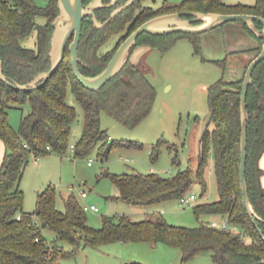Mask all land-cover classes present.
<instances>
[{"label":"trees","instance_id":"trees-1","mask_svg":"<svg viewBox=\"0 0 264 264\" xmlns=\"http://www.w3.org/2000/svg\"><path fill=\"white\" fill-rule=\"evenodd\" d=\"M91 0L85 1V5ZM127 0L103 6L95 10L99 21L105 22L117 7ZM203 12L227 14H254L264 17V0L254 5H229L223 0H185L178 5L158 9L143 7L141 0L98 28L92 16L83 21V34L79 46V67L85 76L101 73L113 55H100L99 49L113 36L123 34L122 42L146 21L172 12ZM58 0L39 6L35 0H0V59L3 61L6 81L0 79V141L10 149L0 169V264H61V247L51 246L42 233L49 229L57 240L68 242L73 250L67 256L85 246H102L112 242L165 243L181 250L183 261L202 253H210L217 264H252L264 259V60L253 72L247 104L249 110L247 181L249 196L256 213L261 217L255 225L248 216L241 191V96L249 63L261 52L264 42L263 28L255 22L258 35L242 23L249 35L258 42L255 57L239 78H220L209 88V111L213 129L202 138V148L196 171L191 168L173 177L156 173L111 175L120 188V199L136 206H149L186 195L195 178L204 191L209 163V149L214 150V174L220 198L212 203L194 206L198 218L202 215H222L229 218V229L211 227L201 223L197 227H181L169 224L161 216L133 221L126 215L106 216L103 226L92 228L87 223L86 211L74 194L65 199V208L56 204L57 191L49 187L40 193L34 213L24 211V193L21 182L31 157L40 158L56 152L65 155L71 148L70 136L77 120L76 108L67 102L70 87L85 111V123L81 137L72 149L77 156H85L99 145L107 157L111 150L122 144L109 141L101 127V112L106 111L124 125L134 128L149 115L156 98L155 86L138 65L129 61L122 71L100 91L85 88L76 78L69 47L60 68L45 85L22 91L12 84H26L42 72L51 69V41L54 21L59 15ZM44 18V23L37 19ZM192 18V16H185ZM225 26V25H222ZM37 33L35 48L23 42ZM188 37L195 54H202L201 34L174 33L166 35L142 34L137 47L168 50L179 37ZM226 69L227 58L216 61ZM14 98L20 102L30 100L31 111L22 118L20 131L16 132L8 122L7 108ZM21 216L19 219L18 217ZM233 227V228H232ZM260 230V231H259Z\"/></svg>","mask_w":264,"mask_h":264},{"label":"rangeland","instance_id":"rangeland-1","mask_svg":"<svg viewBox=\"0 0 264 264\" xmlns=\"http://www.w3.org/2000/svg\"><path fill=\"white\" fill-rule=\"evenodd\" d=\"M35 1L39 6H46L51 0ZM183 1L141 0V4L158 9ZM223 1L229 5L256 3V0ZM37 21L41 24L45 19L39 17ZM129 30L127 27L123 34L111 37L99 49V54L114 53ZM201 35V55L195 54L192 41L185 36L177 38L172 47L164 52L144 46L135 48L133 53L132 50L131 61L139 66L156 89V98L149 115L131 128L102 111L101 127L107 132L109 141L122 143L114 147L107 157L100 152L99 145L85 156H77L69 149L65 155L51 152L38 159L31 157L21 182L24 211L34 213L40 193L53 187L57 191L56 204L60 210H64L65 199L72 194L82 207H98L97 212L86 211L87 223L95 229L103 226L104 217L114 215H126L136 222L161 216L169 224L181 227H197L214 220L229 221L222 215H202L198 218L194 213V206L212 203L220 198L212 148L209 149L205 174L207 189L204 191L195 178L187 194H194L197 199L185 207L180 205L179 198L149 206L131 205L119 198L120 188L111 177L139 172L156 173L168 178L187 168L196 171L203 135L208 129H213L209 88L223 76L229 80L241 77L257 54L253 49L259 44L240 21L227 23ZM36 40L35 32L23 45L35 48ZM224 58H227L226 69L216 62ZM1 98L0 91V105ZM67 102L76 108L78 114L70 136L71 144H75L83 132L85 111L70 87ZM30 111L29 99L20 102L14 98L10 101L7 108L8 122L16 132L20 131L22 118ZM7 151L10 149L0 141V169ZM82 191L87 193L86 198L82 197ZM42 233L52 247L63 248L59 255L61 264H217L210 253L183 261L178 247L150 242L88 245L67 256L73 250L70 243L57 240L55 232L49 229L43 228Z\"/></svg>","mask_w":264,"mask_h":264},{"label":"water","instance_id":"water-1","mask_svg":"<svg viewBox=\"0 0 264 264\" xmlns=\"http://www.w3.org/2000/svg\"><path fill=\"white\" fill-rule=\"evenodd\" d=\"M87 0H58L60 13L54 21L55 30L51 41V69L40 73L32 81L26 84H12L18 90L30 91L39 88L57 72L65 59V53L69 47L72 55V65L76 78L87 89L91 91H100L110 80L118 75L125 67L131 56V51L137 44L138 38L144 34L166 35L174 33L184 34H202L210 30L216 29L222 25L231 22H242L248 25L250 29L257 32L254 23L260 22L264 26V17L254 14H227V13H203V12H172L156 16L132 32L118 47L107 67L95 76H85L79 67V46L83 34V21L86 17L92 16L95 25L98 28L104 27L113 18L128 9L138 0H127L123 5L117 7L111 13L109 19L101 22L95 16V10L103 6L104 0H91L85 6ZM119 0H111L110 5H116ZM185 16H192L186 18ZM264 36V28H263ZM264 60V42L261 52L249 63L245 79L242 87L241 96V191L245 210L252 220L257 225L256 220L261 217L256 213L254 205L249 196V186L247 181V157H248V127H249V110L247 104L249 87L253 81V72ZM0 79L7 80L4 74L3 61L0 59ZM260 231V230H259ZM264 239V234H262ZM252 264H264V259Z\"/></svg>","mask_w":264,"mask_h":264},{"label":"built area","instance_id":"built-area-1","mask_svg":"<svg viewBox=\"0 0 264 264\" xmlns=\"http://www.w3.org/2000/svg\"><path fill=\"white\" fill-rule=\"evenodd\" d=\"M71 148L74 149L75 148V144H72L71 145ZM91 164H92V162L90 161L89 162V165H91ZM81 195H82L83 198H86L88 196L87 193L84 192V191L81 192ZM196 199H197V196L196 195H194V194H190V195L186 194V195L182 196L179 199L180 200V205L183 206V207H185L187 205L192 204ZM83 209L85 211H93V212L94 211L97 212L99 210L98 207H96L95 205H91V206H88L87 205V206L83 207ZM18 218L20 219L21 216H19ZM208 224L211 227L219 228V229H229V227H230L229 224H228V222H226V221L218 222V221H215L214 220V221L208 222Z\"/></svg>","mask_w":264,"mask_h":264},{"label":"crops","instance_id":"crops-1","mask_svg":"<svg viewBox=\"0 0 264 264\" xmlns=\"http://www.w3.org/2000/svg\"><path fill=\"white\" fill-rule=\"evenodd\" d=\"M260 164H261V167L264 169V155H263V157H262V159H261ZM262 182H263V185H264V176H263V178H262Z\"/></svg>","mask_w":264,"mask_h":264}]
</instances>
